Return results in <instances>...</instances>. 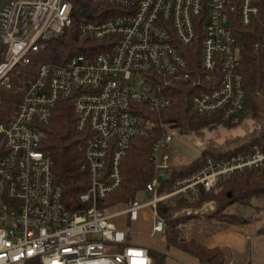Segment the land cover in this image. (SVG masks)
I'll list each match as a JSON object with an SVG mask.
<instances>
[{"label":"built area","instance_id":"built-area-1","mask_svg":"<svg viewBox=\"0 0 264 264\" xmlns=\"http://www.w3.org/2000/svg\"><path fill=\"white\" fill-rule=\"evenodd\" d=\"M113 1L121 10L111 18L78 23L83 35L100 42L101 52L77 53L64 63L44 58L33 68V56L50 40H62L72 25L71 1L14 0L2 12L0 102L15 77L21 100L0 123V264L35 258L40 264H152L148 249L132 245L129 231L112 218L126 214L133 221L150 206L153 236L165 227L159 202L177 197L196 204L222 177L264 167V151L254 146L225 159L208 156L197 172L161 189L171 174L173 141L162 111L172 103L171 89L189 80L187 47L203 34V75L193 81L202 90L193 97L197 115L221 113L238 123L245 103L239 38L263 14L264 0ZM62 100L73 102L84 137L80 168L88 186L77 194L75 208L64 200L44 145L45 128ZM158 127L163 133L150 155L155 176L145 186L153 198L130 200L110 213L100 203L122 186L132 140L149 138Z\"/></svg>","mask_w":264,"mask_h":264},{"label":"trees","instance_id":"trees-1","mask_svg":"<svg viewBox=\"0 0 264 264\" xmlns=\"http://www.w3.org/2000/svg\"><path fill=\"white\" fill-rule=\"evenodd\" d=\"M70 1L72 3V25L65 29L62 40H50L46 50L35 54L30 67L33 68L44 58L64 63L77 53L101 52L100 42L79 31L77 17L85 16L82 11L86 10L92 13L91 17L86 16L88 20L99 22L120 12L121 7L113 0ZM244 30H241L239 38L238 55V69L243 78L245 91V103L240 121L244 119L255 121L253 133L245 136L241 142H235L236 139L229 140L230 143L219 147L218 151L213 148H205L202 156L189 164H172L170 177L163 182L162 190H171L176 179L197 172L208 156L225 159L233 154L253 152L254 146L264 151V44H262L264 43V12L253 25L244 28ZM202 35L200 34L196 42L186 49L188 82L171 89L172 103L162 111L163 119L171 122L184 134L197 133L203 127L223 118L221 113L200 116L194 110L193 97L202 91L193 86V81L203 75L200 59ZM22 68L24 70V67ZM19 85V77H15L13 87L3 91V99L0 102V116H2L0 123L5 122L15 113L21 100ZM76 125L77 114L73 102L71 100L60 101L54 111L53 118L45 128L48 136L44 143L54 161L55 181L64 188V200L71 208L78 205L77 194L85 191L88 186L87 174L80 168L84 137L77 131ZM162 133L163 129L158 127L151 137L132 140L131 147L122 164L123 184L115 193L102 201L101 206L115 208L126 204L135 199L137 193L153 179L155 168L150 160L151 149L154 141ZM261 197H264V167H247L240 172L222 177L217 188L209 192L203 191L201 200L196 204L186 203L182 198H175L172 202L170 200L161 201L158 204V213L165 219L163 236L169 246L182 249L198 257L203 263L230 264L224 249L207 246L203 239L204 236L194 232L187 237L182 221L184 218L177 216L176 212L185 206H198L213 199L217 202L214 208L216 216H222L227 209H231L233 206L241 207L246 210L247 214L250 209L256 206L254 200ZM246 214L230 211L225 218L214 223L210 232L227 229L233 223H248L251 219ZM148 252L152 258V264L165 263V253L155 249H148ZM27 264H40V261L35 258L29 260ZM238 264H251V262L245 259Z\"/></svg>","mask_w":264,"mask_h":264},{"label":"rangeland","instance_id":"rangeland-1","mask_svg":"<svg viewBox=\"0 0 264 264\" xmlns=\"http://www.w3.org/2000/svg\"><path fill=\"white\" fill-rule=\"evenodd\" d=\"M78 23L80 21L88 20L86 16L77 17ZM246 30V29H245ZM243 29V31H245ZM264 44V43H262ZM2 116H0L1 118ZM4 117V116H3ZM9 117V116H8ZM10 118V117H9ZM8 118V119H9ZM165 123L172 129L173 141L169 145V152L171 155V162L175 165H186L192 161L198 159L202 156L203 150L205 148H213V150L218 151L219 147H223L226 144H229V140H235V142H241L244 140L245 136L251 135L253 133V127L255 121L253 120H241L240 123L233 124L224 118L217 122L214 121L209 125L203 127L201 130L190 134H184L180 131L179 128L172 125L171 122L163 119ZM228 142V143H227ZM165 179L162 178L161 181ZM153 196L149 191L142 189L140 190L135 200L139 203H145L151 200ZM177 198V197H175ZM175 198H172L170 202L174 201ZM216 201L209 199L202 205L198 206H185L184 208L190 209V213L186 210L176 212L177 216H182L184 219L182 221L184 224H187L188 229L192 228L195 230L200 226V218L203 216L213 217L216 220L225 218L226 214L230 211L236 212L238 214H246V210H243L241 207L233 206L231 209H227L222 216H216L214 214V208L216 206ZM254 204H258L264 207V197L260 199H255ZM106 206V205H102ZM127 207V203L121 206L110 208L109 212L114 213L121 211ZM145 209L149 214H151V207L145 206ZM259 213L256 210H249L246 214L247 217L253 218ZM255 220V219H254ZM262 222H264V215L261 216ZM112 221L115 222L117 227L121 229H126L129 231L130 238L132 239L130 243L132 245L144 246L141 243L134 241V238L142 237L149 238L152 231V221L151 217L147 219L143 213L140 212L138 219L129 221V218L126 214H122L112 218ZM254 222V223H253ZM252 221L248 226L245 224H240L239 226L234 227L232 230L219 231L215 233L213 237H207V244L209 245H221L225 249L226 256L228 255L227 247H235L238 250L244 249L241 252L240 258H247L251 264H264V223ZM231 230V231H230ZM196 232V231H195ZM198 233V231L196 232ZM163 233H156L154 239H159ZM231 258L228 259L230 264ZM238 263V262H237ZM236 263V264H237Z\"/></svg>","mask_w":264,"mask_h":264},{"label":"crops","instance_id":"crops-1","mask_svg":"<svg viewBox=\"0 0 264 264\" xmlns=\"http://www.w3.org/2000/svg\"><path fill=\"white\" fill-rule=\"evenodd\" d=\"M256 205V204H255ZM185 208L183 207L182 209H180L178 212L180 211H183ZM253 210H256L259 214L255 217H253L250 222L248 223H242V224H245V225H249L252 223V221H257V222H262L261 220V216L264 215V207L261 206V205H256L255 207L252 208ZM250 209V210H252ZM144 214V216L146 218H150L151 217V221H152V216L151 214H149L146 211L142 212ZM250 217V216H249ZM255 219V220H254ZM200 226H198L195 230H192V228L188 229L187 227V224H184V229H185V235L188 237L190 235H192L195 231L204 236V242L207 246L209 247H220L222 249L223 246L221 245H209L207 244V237H213L215 235V233L221 231H226V230H229V229H233L234 227L236 226H239L241 223H233L231 224L227 229H222V230H219V231H215V232H210V228L214 225L215 222H219V220H216L215 218L213 217H208V216H203L202 218H200ZM254 223V222H253ZM264 223V222H262ZM181 226V225H180ZM230 230V231H231ZM163 233V232H161ZM150 237L149 238H142V237H138V238H134V241L137 242V243H141L143 244L144 246L142 247H145L147 249H155V250H158L160 252H163L166 254V259H165V263L164 264H206V263H203L200 261V259L182 249H179L177 247H174V246H169L164 238V236L162 235L161 238L159 239H154L155 236L153 235H149ZM132 239L130 238V234H129V241H131ZM244 249H240L238 250L237 248L235 247H227V252H228V255H227V258L230 259V262H232L233 264H236L237 262L240 263L242 261H244L245 257H242V259L240 258V255H241V252L243 251ZM225 251V249H224ZM249 261V260H248ZM237 263V264H238Z\"/></svg>","mask_w":264,"mask_h":264},{"label":"water","instance_id":"water-1","mask_svg":"<svg viewBox=\"0 0 264 264\" xmlns=\"http://www.w3.org/2000/svg\"><path fill=\"white\" fill-rule=\"evenodd\" d=\"M14 0H0V26H1V16H2V12L7 8V6L11 5V3L13 2ZM82 13L85 15V16H88V17H91L92 16V13L91 12H88L86 10H83ZM3 50V39H2V36H1V33H0V54Z\"/></svg>","mask_w":264,"mask_h":264}]
</instances>
